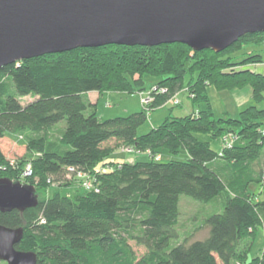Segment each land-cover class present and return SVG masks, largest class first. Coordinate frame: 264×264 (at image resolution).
<instances>
[{
  "label": "trees",
  "instance_id": "trees-1",
  "mask_svg": "<svg viewBox=\"0 0 264 264\" xmlns=\"http://www.w3.org/2000/svg\"><path fill=\"white\" fill-rule=\"evenodd\" d=\"M262 43L264 32L245 34L220 52L180 42L108 44L0 69V178L46 193L53 178L67 172L80 192L56 189L23 212L0 210L1 225L24 229L16 248L35 252L37 264H264V246L252 254L260 227L264 233V107L252 104L238 117L216 118L208 94L211 85L250 86L253 100L263 101L264 74L247 68L264 62L263 55L234 58L246 45ZM146 76L156 79L148 94L153 100L139 111L101 119L86 97L135 94L146 88ZM183 91L206 107L180 117L170 113L138 132L151 111ZM27 96L33 100L24 104ZM201 135L221 139V149ZM13 142L24 154L14 155ZM126 148L150 159H116L115 151ZM181 150L186 159L163 160L162 153ZM183 195L215 203L204 220L207 236L179 232Z\"/></svg>",
  "mask_w": 264,
  "mask_h": 264
},
{
  "label": "water",
  "instance_id": "water-1",
  "mask_svg": "<svg viewBox=\"0 0 264 264\" xmlns=\"http://www.w3.org/2000/svg\"><path fill=\"white\" fill-rule=\"evenodd\" d=\"M264 32V0H0V69L48 53L108 44L185 43L216 52ZM34 185L0 178V210L35 207ZM22 227L0 224V260L37 264L18 250Z\"/></svg>",
  "mask_w": 264,
  "mask_h": 264
},
{
  "label": "rangeland",
  "instance_id": "rangeland-1",
  "mask_svg": "<svg viewBox=\"0 0 264 264\" xmlns=\"http://www.w3.org/2000/svg\"><path fill=\"white\" fill-rule=\"evenodd\" d=\"M250 51L255 53H260L264 57V43L261 45H246L242 50L237 51L234 54L235 60H240L248 55ZM247 68L257 71L264 74V62L254 63L247 66ZM156 79L151 76H146V88L142 91H139L135 94H128L125 92H117L109 94H103L100 98V101L97 105L98 113L101 119L111 118L120 115H127L135 111H139L144 107L142 98L148 96L150 88L155 85ZM208 94L210 96L211 104L215 113L216 118L220 117H238L240 112L252 104H257L259 108L264 107V100L256 103L251 94V87L246 86L241 89L235 90H219L215 86L211 85L208 87ZM98 95L97 93H89L86 95L87 99L93 100L94 97ZM178 98L181 101L180 105H175L169 101L165 106L157 110L151 111L150 116L146 123H144L138 130V132L146 133L151 128L161 124L166 116L170 113L173 116H185L197 109H203L206 107L205 103L196 104L188 96L187 91L180 92L177 94ZM33 100V97L27 96L22 99L24 104ZM105 112V113H104ZM60 127L65 128V121L61 122ZM58 130V127H55ZM202 139L211 141V146L213 149L219 151L222 147L221 139H212L209 135H201ZM13 146L16 151L14 155H22L25 152V147H16L17 145L13 142ZM262 163L264 164V148L262 149ZM115 158L121 161L127 162H142L148 161L149 155L145 152H122V150L117 149L115 151ZM163 154V160L167 161L170 159H181L184 160L188 157V153L185 150H181L177 155H169L166 152ZM73 174H68L64 172L59 177H54L51 188L46 193H43L42 188L38 189V200L43 199V197L48 194L51 195L56 189L62 190L63 193H70L72 196L79 192V182ZM77 184V186H76ZM75 185V186H74ZM257 185H254V187ZM78 187V188H77ZM73 188H76L73 189ZM80 188L81 185H80ZM85 188L87 186L85 185ZM78 191V192H77ZM80 193V192H79ZM181 208V218L180 223L177 226L179 232L184 235L189 232L194 233L196 238H203L208 235V227L204 225L205 217L215 209V203H203L196 201L186 195L181 196L180 200ZM264 246V233L263 228H259V234L257 241L254 245L252 254L260 253V248ZM139 252L143 251V248H138ZM0 264H8L6 261L0 260Z\"/></svg>",
  "mask_w": 264,
  "mask_h": 264
},
{
  "label": "built area",
  "instance_id": "built-area-1",
  "mask_svg": "<svg viewBox=\"0 0 264 264\" xmlns=\"http://www.w3.org/2000/svg\"><path fill=\"white\" fill-rule=\"evenodd\" d=\"M167 90L165 89V88H163L162 89V92H166ZM153 100V98L150 96V95H148L146 98H143V100H142V102L144 103V104H148V103H150L151 101ZM172 103L173 104H179L180 103V100L178 99V98H173V100H172ZM263 132H264V130H263ZM225 138H228V137H225ZM230 143V142H229ZM232 143H230V144H228V145H231ZM126 151L127 152H133V149H131V148H126ZM157 158H159V156L157 157ZM32 174V168H31V166H28L27 167V169H26V171H24V175H26V176H28V175H31ZM85 185L87 186V188H90V184L89 183H85Z\"/></svg>",
  "mask_w": 264,
  "mask_h": 264
},
{
  "label": "crops",
  "instance_id": "crops-1",
  "mask_svg": "<svg viewBox=\"0 0 264 264\" xmlns=\"http://www.w3.org/2000/svg\"><path fill=\"white\" fill-rule=\"evenodd\" d=\"M93 93H97L98 95H95L94 97H96L95 100H93L92 102L93 103H96L98 105L99 101H100V98L102 97L101 94H99L98 92L94 91ZM105 94H109V93H105ZM103 95V94H102ZM97 111H98V108H97ZM105 113V112H104Z\"/></svg>",
  "mask_w": 264,
  "mask_h": 264
}]
</instances>
